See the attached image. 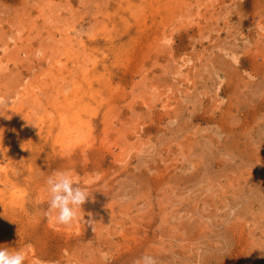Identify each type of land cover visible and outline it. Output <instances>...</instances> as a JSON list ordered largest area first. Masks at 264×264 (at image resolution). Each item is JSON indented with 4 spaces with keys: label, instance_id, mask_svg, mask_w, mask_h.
Wrapping results in <instances>:
<instances>
[{
    "label": "rangeland",
    "instance_id": "obj_1",
    "mask_svg": "<svg viewBox=\"0 0 264 264\" xmlns=\"http://www.w3.org/2000/svg\"><path fill=\"white\" fill-rule=\"evenodd\" d=\"M57 170L90 194L70 225ZM0 247L264 264V0H0Z\"/></svg>",
    "mask_w": 264,
    "mask_h": 264
},
{
    "label": "clouds",
    "instance_id": "obj_2",
    "mask_svg": "<svg viewBox=\"0 0 264 264\" xmlns=\"http://www.w3.org/2000/svg\"><path fill=\"white\" fill-rule=\"evenodd\" d=\"M48 209L46 215L54 223L70 225L79 218L82 205L90 194L71 170H57L46 178ZM107 259V256L104 257ZM27 252L23 248L10 250L0 247V264H25ZM134 264H158L155 256L145 253Z\"/></svg>",
    "mask_w": 264,
    "mask_h": 264
},
{
    "label": "bare ground",
    "instance_id": "obj_3",
    "mask_svg": "<svg viewBox=\"0 0 264 264\" xmlns=\"http://www.w3.org/2000/svg\"><path fill=\"white\" fill-rule=\"evenodd\" d=\"M65 107H66V106H65ZM64 116H65V115H64ZM65 119H66V118H65ZM65 119H64V120H65Z\"/></svg>",
    "mask_w": 264,
    "mask_h": 264
}]
</instances>
